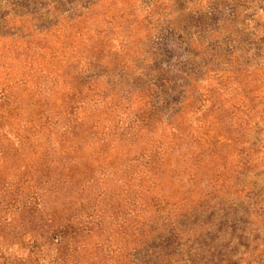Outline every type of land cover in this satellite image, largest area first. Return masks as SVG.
<instances>
[{"label": "rangeland", "instance_id": "rangeland-1", "mask_svg": "<svg viewBox=\"0 0 264 264\" xmlns=\"http://www.w3.org/2000/svg\"><path fill=\"white\" fill-rule=\"evenodd\" d=\"M0 264H264V0H0Z\"/></svg>", "mask_w": 264, "mask_h": 264}]
</instances>
